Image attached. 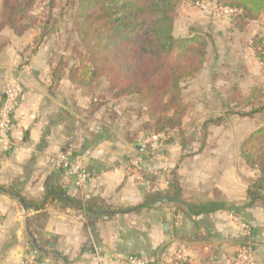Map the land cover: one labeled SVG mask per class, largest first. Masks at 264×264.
Instances as JSON below:
<instances>
[{
    "label": "crops",
    "instance_id": "crops-1",
    "mask_svg": "<svg viewBox=\"0 0 264 264\" xmlns=\"http://www.w3.org/2000/svg\"><path fill=\"white\" fill-rule=\"evenodd\" d=\"M205 12L213 15L209 27L218 29V40L212 43L215 58L219 54L239 65H205L190 81H203L204 91L211 84V93L200 95L212 98L204 99L206 104H228L235 87L249 97L254 86H264L262 63L250 46L254 35H264V20L250 21L241 32L229 16ZM38 35L35 27L21 35L10 27L0 29V104L10 78L19 77L24 88L14 117L15 146L5 152L0 143V186L6 189L0 191V264H19L23 257L31 258L32 264H127L130 254L161 250L181 251L191 264H243L237 252L246 242L255 263L264 264V201L251 199L247 192L259 172L240 151L242 142L264 124V110L245 117L253 125L245 134L207 128L198 146L175 138L150 156L135 138L140 124L134 126L133 116H121L117 101L93 110L91 91L78 88L66 73L54 79L53 53L45 42L35 45ZM64 152L89 170L84 185L77 186L60 163ZM135 153L143 160L137 171L131 164ZM172 169L181 199L150 201L151 193L169 190ZM55 184L77 199L97 195L117 210L131 211L99 219L58 199L39 206ZM212 201L239 210L195 214L183 204ZM33 238L43 250L36 248Z\"/></svg>",
    "mask_w": 264,
    "mask_h": 264
},
{
    "label": "trees",
    "instance_id": "trees-1",
    "mask_svg": "<svg viewBox=\"0 0 264 264\" xmlns=\"http://www.w3.org/2000/svg\"><path fill=\"white\" fill-rule=\"evenodd\" d=\"M186 1L66 0L60 16L67 14V10L64 11L67 7L73 10L69 18L70 32L77 35V38L71 46L74 56L63 54L55 64L51 60L54 79H59L65 73L64 69H67L70 81L78 88L88 90H93L100 80H105L113 99L136 97L141 103L144 109L142 113L148 116L144 128L151 136L164 134V139H160L161 145L173 142L175 136L171 135V131L181 129L190 109V104L183 96L185 83L195 78L204 68L213 43L211 33L194 27H190L187 34H176L179 8ZM190 1L195 5L193 0ZM213 2L212 5L233 9V13L226 15L241 32L246 30L250 21L260 18L264 20V0ZM55 5V0L48 4V18L35 41L36 46L45 42L59 21L56 17L52 19ZM203 10L214 14L212 8ZM38 21V16L33 13V0H0V29L10 27L21 35L38 27ZM250 46L263 64L264 35H254ZM99 97L101 95H93L94 104L91 109L96 110L99 105H103L104 102H98ZM227 101L229 110L226 115L238 114L252 118L264 110V91L254 86L250 96L244 97L239 88L235 87ZM245 105H250L251 109L244 110ZM224 119V116H220L209 120L205 127L210 123L221 124ZM148 147L151 148V145L148 144ZM240 151L245 162L259 172L248 187V195L253 200L264 201V124L242 142ZM175 174L176 169L168 172L171 177L169 190L151 193L150 201L158 197L173 201L181 199V187ZM49 199L66 202L83 214L94 215L99 219L111 218L121 211H131L130 208L117 210L105 198L97 195L77 199L57 184L49 187L39 206H45ZM183 204L195 214L220 209L239 210L233 204L222 201ZM28 207H32L30 202ZM180 264L191 263L184 260Z\"/></svg>",
    "mask_w": 264,
    "mask_h": 264
},
{
    "label": "rangeland",
    "instance_id": "rangeland-1",
    "mask_svg": "<svg viewBox=\"0 0 264 264\" xmlns=\"http://www.w3.org/2000/svg\"><path fill=\"white\" fill-rule=\"evenodd\" d=\"M51 0H33V13L36 14L39 18L38 21V27H35L37 31L40 32L42 31V26L45 24V20L48 18V4L50 3ZM214 0H204L205 3L207 4H214ZM32 2V0H30ZM56 5L53 9V18H58V23L54 29H51V32L47 35L45 38V44L49 51H52L53 56V64H55L58 59L60 58L61 55H66L69 57V55L74 56L73 52H71V46L74 42V40L77 38V35L74 33L70 32L71 29V22L69 21L70 16L73 14V10L69 7L64 9V11L67 10V14L64 17L60 16V12L62 11L63 6L66 4V0H55ZM193 2V1H192ZM211 4V5H212ZM220 18L225 17L227 18L228 15L226 14H219L218 15ZM187 17L188 20H187ZM213 18V15H210L206 13L203 9L199 8L197 5H193L191 1L187 0L184 2L180 8H179V14L178 18L175 24V32L177 35H184L187 34L189 31L190 27H194L196 29L203 30L205 32H209L212 35V38L214 40H218L217 35V27H209V23L211 22ZM189 27V28H188ZM51 28V26H49ZM248 47V46H245ZM84 47H82L83 49ZM219 48V47H218ZM249 51V50H248ZM248 53V52H246ZM254 50H253V52ZM226 56V55H225ZM235 59H229L228 57H220L218 54L217 57L215 58V53H214V48L212 47L209 52V60L206 63L207 66H211L214 63H222V64H229V65H239V63H234ZM237 62H241L240 60L237 59ZM69 62H72V59L70 58ZM248 64V63H247ZM263 70L264 66L262 65ZM65 73L68 75L67 69H64ZM64 73V74H65ZM69 76V75H68ZM193 80V79H191ZM203 81H188L185 83V87L183 89V96L185 101H187L190 104V109L186 117L184 118L183 124L181 129H177L174 131H171V135L175 136L179 141L182 143H187L189 145L195 146V145H200L203 141V130H207V128H220V129H227V130H238L240 133H246L249 129L253 128V125L250 126L248 123H246L245 117L240 116L238 114H233V115H226V113L229 110V106L227 104L223 103H212V104H206L204 102L205 100H210L212 98L210 97H202L200 95L206 93H211L210 91V85H208V88L204 91V88L202 89L203 86ZM192 88V89H191ZM199 88V89H197ZM88 91V89H86ZM200 90V93L198 95V91ZM262 90L264 91V86L262 87ZM94 94L101 95L99 97L98 102H104L108 103L111 102L112 100L114 101L111 97V94L109 93L108 90V83L105 80H100L95 88L93 90H89ZM93 97V96H92ZM117 101V108L121 112V116H133V122L134 126H138L140 124L141 128V136L138 137L137 132L135 133V138H140L141 143L145 145L144 150H147L146 154H149L150 156H153L156 152V150H163L164 145H161V141H158V147L156 149H152V147H148V142H146L148 136H151L149 132H147L144 128V123L148 120V116L145 113H142L141 108V103L138 102L136 97H124ZM97 102V100L95 101ZM103 103V104H104ZM110 107V106H109ZM251 106L250 105H245L244 110H250ZM110 111V110H109ZM110 116H113L114 114L112 111L109 112ZM220 116H224V122L221 124L215 125L213 123H210L208 127H205V124L209 120H214ZM257 115H255L256 117ZM259 118V116L257 117ZM138 121V123H137ZM249 122V121H248ZM253 122V121H252ZM214 126V127H212ZM202 131L201 134H192L190 131L193 132H198ZM139 131V132H140ZM187 133V135H183ZM241 137V136H240ZM155 151V152H154ZM157 153V152H156ZM140 159V163L138 165H134L132 162H134L137 159ZM142 158L139 157L135 153V155L132 157L131 164L132 167L137 171L140 169Z\"/></svg>",
    "mask_w": 264,
    "mask_h": 264
},
{
    "label": "built area",
    "instance_id": "built-area-1",
    "mask_svg": "<svg viewBox=\"0 0 264 264\" xmlns=\"http://www.w3.org/2000/svg\"><path fill=\"white\" fill-rule=\"evenodd\" d=\"M195 5L201 9L212 8V11L216 14H231L233 9L229 7H220L217 5H209L200 0H193ZM264 66V63L262 64ZM23 82L19 77L10 78L3 92L2 101L0 104V143L2 150L7 152L10 151L14 146L15 142L12 139V130L14 128V117L18 109L20 100L23 95ZM164 139V134L149 136L146 140L152 149L158 147V141ZM60 163L66 168L67 173L75 178L77 186L84 185L90 178L89 170L82 166L80 163L72 160L69 152H64L59 156ZM134 165L140 163L138 158L134 162ZM3 226V214L0 210V228ZM245 227V225H243ZM237 259L243 264H256L253 255V249L249 242L244 243L237 252ZM186 260L185 255L181 251L168 252L161 250L157 253L150 255H137L130 254L126 261L127 264H180ZM33 260L29 257H23L19 264H32Z\"/></svg>",
    "mask_w": 264,
    "mask_h": 264
},
{
    "label": "water",
    "instance_id": "water-1",
    "mask_svg": "<svg viewBox=\"0 0 264 264\" xmlns=\"http://www.w3.org/2000/svg\"><path fill=\"white\" fill-rule=\"evenodd\" d=\"M0 191H6V189L2 186H0ZM20 202L24 208L25 211H27V204L23 199H20ZM33 243L35 244L36 248L38 250H43L42 247L37 243V240L35 238H33Z\"/></svg>",
    "mask_w": 264,
    "mask_h": 264
}]
</instances>
